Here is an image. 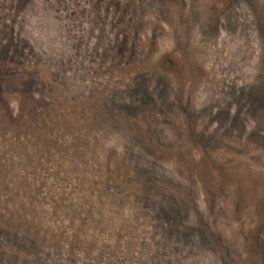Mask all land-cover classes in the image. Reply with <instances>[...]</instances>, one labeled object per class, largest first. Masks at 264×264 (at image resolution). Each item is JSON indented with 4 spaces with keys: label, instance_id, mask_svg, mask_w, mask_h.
Listing matches in <instances>:
<instances>
[{
    "label": "rangeland",
    "instance_id": "1",
    "mask_svg": "<svg viewBox=\"0 0 264 264\" xmlns=\"http://www.w3.org/2000/svg\"><path fill=\"white\" fill-rule=\"evenodd\" d=\"M0 264H264V0H0Z\"/></svg>",
    "mask_w": 264,
    "mask_h": 264
}]
</instances>
